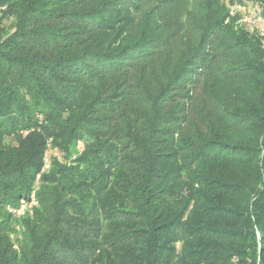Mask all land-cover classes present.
<instances>
[{
    "label": "trees",
    "instance_id": "16d2710c",
    "mask_svg": "<svg viewBox=\"0 0 264 264\" xmlns=\"http://www.w3.org/2000/svg\"><path fill=\"white\" fill-rule=\"evenodd\" d=\"M230 5L0 0V264H264V32Z\"/></svg>",
    "mask_w": 264,
    "mask_h": 264
},
{
    "label": "rangeland",
    "instance_id": "374dc122",
    "mask_svg": "<svg viewBox=\"0 0 264 264\" xmlns=\"http://www.w3.org/2000/svg\"><path fill=\"white\" fill-rule=\"evenodd\" d=\"M229 1L231 3L230 12L232 10H233V13L236 12L235 14H237L239 20H241L244 17L252 18L253 15L256 13L258 15L255 18L256 21L254 23L249 24L251 27V30L257 29L260 32H264V19L260 18L259 16V12H258L259 4L257 3V0H243L245 5L243 4L242 0H232V1L229 0ZM51 155L61 156L57 150H48L46 154L47 159L45 160V165L43 168H48L49 162H50L49 158Z\"/></svg>",
    "mask_w": 264,
    "mask_h": 264
},
{
    "label": "built area",
    "instance_id": "2783aa9c",
    "mask_svg": "<svg viewBox=\"0 0 264 264\" xmlns=\"http://www.w3.org/2000/svg\"><path fill=\"white\" fill-rule=\"evenodd\" d=\"M231 13H233V10L231 11ZM257 16L258 15L255 13L252 18L244 17L240 21L243 23H248V24L254 23L256 21L255 18ZM36 204H37V201L35 199V196L31 195V198L28 202L22 201L17 208H10V211L16 215H21L25 212L26 209H29L31 206L36 205Z\"/></svg>",
    "mask_w": 264,
    "mask_h": 264
}]
</instances>
